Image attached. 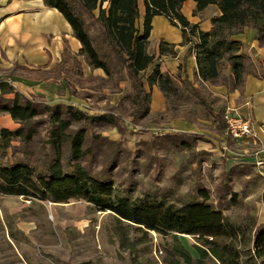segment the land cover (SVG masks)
<instances>
[{"label":"trees","instance_id":"1","mask_svg":"<svg viewBox=\"0 0 264 264\" xmlns=\"http://www.w3.org/2000/svg\"><path fill=\"white\" fill-rule=\"evenodd\" d=\"M44 1L65 16L82 47L76 55L65 47L62 60L40 78L57 81L63 72L68 73L66 83L72 95L76 94L69 75L72 70L82 83L102 78L114 80L113 85L118 86L121 80L129 79V95L134 103L131 114L136 121L150 112L151 91L144 83L147 80L151 88L157 85L167 100L183 99L181 86L188 89L214 118L219 130L224 133L227 128L224 113L216 112L214 103L194 83L184 79L178 86L159 65L147 74L154 63V55L148 53V44L152 19L156 15H166L173 25L180 26L184 43L194 38L198 40L191 51L196 55V74L201 81L237 87L249 73L264 78V67L257 69L244 43L234 38L248 27L257 31V39L264 44V0H194L197 11L212 4L221 10L219 16L212 18L213 27L208 32L199 30L182 13L187 0H143L142 27L140 0ZM105 1L107 7L103 6ZM97 8L99 14L96 16L94 10ZM165 51L174 54L173 49L161 46V52ZM78 56H84L92 69H103L107 76H85ZM228 65L231 83L225 73ZM0 85V112L11 114L20 124L15 130H0V197H24L51 203L84 200L98 211H110L118 220L141 230L144 236L151 233L161 236V264H264V222L258 224L257 218L249 215L246 226L238 225L224 214L225 209L237 203L238 192L234 191L230 199L221 194L222 208L210 200L207 188L200 189L199 194L181 205L170 201L164 194L166 190L132 196L116 186L110 176L109 169L118 166L119 150L111 154V161L100 171L91 169L101 154L100 142L117 146L122 142L96 134L92 124L117 127L123 134L121 139H125L129 129L120 125L119 115L111 111L90 114L73 104L50 105L36 97H28L6 79H1ZM11 93L13 98L4 97ZM202 138V134L184 133L173 143L175 148L190 149ZM15 140L19 141L18 145H14ZM9 149L17 154L11 155ZM181 234L195 238L198 257L184 245ZM137 264L149 262L143 260Z\"/></svg>","mask_w":264,"mask_h":264},{"label":"rangeland","instance_id":"2","mask_svg":"<svg viewBox=\"0 0 264 264\" xmlns=\"http://www.w3.org/2000/svg\"><path fill=\"white\" fill-rule=\"evenodd\" d=\"M142 2L140 0L144 11ZM103 6L107 7L108 2ZM94 13L97 16L99 8ZM152 44L154 41L149 45ZM257 46L259 48L253 47L248 52L253 61L263 63L264 44L259 42ZM255 52L261 53L256 55ZM106 76L103 71L102 77ZM70 79L73 86L80 87L74 89L83 101L74 99L75 107L90 114L111 111L120 116V125L129 129L126 138L121 139L123 134L117 127L92 124L96 134L112 141L122 140L121 146L100 142L101 154L92 164V171H100L111 161V154L119 150L118 166L109 169L110 176L116 186L132 196L166 190L164 194L168 199L181 205L199 194L200 189L207 188L210 200L222 208L221 194L230 199L235 191L238 192L237 203L225 209L224 214L238 225L246 226L249 215L255 216L258 224L264 222V159L258 158L253 164L238 163L255 154H249L250 144L231 136L223 141L214 137L213 133L221 137L218 126L188 89L182 88L183 99L167 100L163 114L149 112L136 121L131 114L134 103L129 95V79L121 80L118 86L113 85L114 80L102 78L82 83L75 70L71 71ZM198 86L212 97L204 84L198 83ZM214 102L219 112L224 113L226 101ZM175 120L187 121L189 128L174 127ZM113 128L121 134L116 140L107 134ZM184 133L202 134L203 138L190 149L175 148L173 141ZM211 138L216 139V143L209 141ZM13 143L18 145L19 141ZM119 148L125 150L122 152ZM14 152L9 149L13 156L17 154ZM180 238L198 257L195 238L183 234ZM137 241L141 242L133 244ZM162 242V237L156 233L144 236L141 230L118 220L113 213L98 211L84 200L51 203L24 197H0V264H137L143 260L161 264Z\"/></svg>","mask_w":264,"mask_h":264},{"label":"crops","instance_id":"3","mask_svg":"<svg viewBox=\"0 0 264 264\" xmlns=\"http://www.w3.org/2000/svg\"><path fill=\"white\" fill-rule=\"evenodd\" d=\"M181 11L191 24H196L198 29L204 32L212 29V18L221 14V10L215 4L197 11V2L194 0L184 2ZM141 13L140 26L142 27L144 11ZM234 38L244 43V49L247 52L248 49L251 52L253 47H258L257 43L259 45L260 42L257 39V31L248 27L235 34ZM152 41L154 44L149 45ZM196 42L198 40L194 38L191 42L184 43L182 28L173 25L166 15L154 16L148 44V53L154 55V63L149 66L147 74H151L159 65L161 71L170 74L178 86L182 85L181 81L184 79L191 81L197 87H199L198 83L204 84V89L212 94L211 98L214 100L206 96L214 103L216 112L219 110L214 101L225 100L226 107L252 120L256 138L242 141L250 144L249 154H255L247 156L238 163L253 164L258 158L264 159V78L249 73L244 77L242 84L237 87L221 82L201 81L196 74V55L194 51H191ZM161 46L166 50L173 49L174 54H167L166 51L162 53ZM65 47H69L76 55L82 43L74 35L69 21L57 8L47 6L44 0H0V80L6 79L10 85L28 97L43 98L52 104L61 102L70 104L71 101L74 104V99L83 102L77 92L75 95L71 94V88L66 83L68 73L63 72L57 81L40 78L41 75L49 74V71L53 70L62 60ZM260 53L257 52L256 55ZM249 55L251 56L250 53ZM78 58L83 64L85 76H103V69H92L84 56H78ZM253 62L257 69L264 67L263 61V63ZM227 68L225 73L229 76L231 83L230 65ZM74 87L80 88L74 85L73 90H75ZM145 87L151 91L150 113L158 115L166 112L167 99L160 88L157 85L151 88L148 81ZM1 93L0 85V95ZM4 97L11 99L14 95L5 94ZM211 118L218 126L214 118L212 116ZM172 125L180 130L189 128V123L185 120H175ZM19 126L20 124L13 119L11 114L0 112V130L2 128L15 130ZM107 134L114 140L121 136L117 128L109 130ZM220 134L221 137L214 133L213 136L221 141L228 139L221 131ZM209 141L216 143V139L213 138Z\"/></svg>","mask_w":264,"mask_h":264},{"label":"built area","instance_id":"4","mask_svg":"<svg viewBox=\"0 0 264 264\" xmlns=\"http://www.w3.org/2000/svg\"><path fill=\"white\" fill-rule=\"evenodd\" d=\"M223 117L227 124L224 136H231L236 139L256 138L251 119L243 117L229 107L224 111Z\"/></svg>","mask_w":264,"mask_h":264},{"label":"water","instance_id":"5","mask_svg":"<svg viewBox=\"0 0 264 264\" xmlns=\"http://www.w3.org/2000/svg\"><path fill=\"white\" fill-rule=\"evenodd\" d=\"M110 212V211H109Z\"/></svg>","mask_w":264,"mask_h":264}]
</instances>
